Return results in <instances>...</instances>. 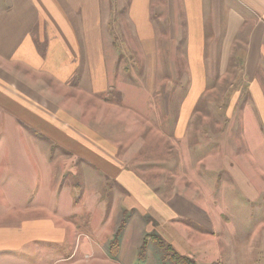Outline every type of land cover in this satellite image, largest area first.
I'll return each mask as SVG.
<instances>
[{
    "label": "rangeland",
    "instance_id": "374dc122",
    "mask_svg": "<svg viewBox=\"0 0 264 264\" xmlns=\"http://www.w3.org/2000/svg\"><path fill=\"white\" fill-rule=\"evenodd\" d=\"M126 6L102 2L104 37L117 64L113 90L102 98L107 104L94 103L122 124L112 140L144 190L113 193L116 181H109L107 193L94 195L86 177V188L73 189L74 206L63 199L50 207L47 239L0 252V264H174L155 235L196 264H264V114L253 109L242 61L218 67L214 48L209 81L194 100L185 28L176 25L170 35V20L156 11L154 37L141 41ZM177 21L184 22L172 19V26ZM171 85L168 115L164 93ZM75 172L62 173L65 187L79 184ZM60 215L74 226H64Z\"/></svg>",
    "mask_w": 264,
    "mask_h": 264
},
{
    "label": "crops",
    "instance_id": "0c3cea01",
    "mask_svg": "<svg viewBox=\"0 0 264 264\" xmlns=\"http://www.w3.org/2000/svg\"><path fill=\"white\" fill-rule=\"evenodd\" d=\"M102 2L0 0V252L47 239L50 207L63 199L74 206L73 189L86 188V177L94 195L107 193L109 181H116L113 193L144 190L112 140L122 124L108 117L109 108L101 115L94 103L113 90L110 73L117 64L104 37ZM125 2L122 12L141 41L153 39L156 11L170 20V35L176 25L185 28L187 65L198 84L194 100L209 81L216 49L218 67L242 61L253 109L264 114V0ZM172 19L184 22L172 26ZM164 98L171 115L172 85ZM69 168L80 179L76 187L61 183ZM66 217L57 219L74 226Z\"/></svg>",
    "mask_w": 264,
    "mask_h": 264
},
{
    "label": "trees",
    "instance_id": "16d2710c",
    "mask_svg": "<svg viewBox=\"0 0 264 264\" xmlns=\"http://www.w3.org/2000/svg\"><path fill=\"white\" fill-rule=\"evenodd\" d=\"M157 246L166 254V256L174 264H196V262L188 257L178 254L172 246L165 243V241L160 236H152ZM147 241L144 242L143 249L146 247ZM118 246L117 242L114 243V248Z\"/></svg>",
    "mask_w": 264,
    "mask_h": 264
}]
</instances>
